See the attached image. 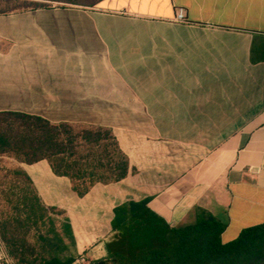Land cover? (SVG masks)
Masks as SVG:
<instances>
[{"label":"crops","instance_id":"crops-1","mask_svg":"<svg viewBox=\"0 0 264 264\" xmlns=\"http://www.w3.org/2000/svg\"><path fill=\"white\" fill-rule=\"evenodd\" d=\"M48 3L0 11V112L111 129L130 164L80 197L46 160L16 162L64 212L74 264L106 258L129 201L150 199L171 227L203 209L226 226L223 243L263 224L264 0Z\"/></svg>","mask_w":264,"mask_h":264},{"label":"trees","instance_id":"trees-1","mask_svg":"<svg viewBox=\"0 0 264 264\" xmlns=\"http://www.w3.org/2000/svg\"><path fill=\"white\" fill-rule=\"evenodd\" d=\"M13 1L21 5L9 11L45 8L48 2L95 7L103 0ZM3 155L26 164L46 160L55 175L70 179L80 197L95 184L119 182L130 172L129 159L111 129L52 124L17 112H0ZM11 174L27 186L17 199L14 216L0 219V236L12 264H74L75 239L67 219L60 231L52 226L46 235L30 241L33 228L44 224L49 213L64 217V212L42 203L21 168ZM149 203L150 199L129 201L114 209L107 256L94 264H264V223L243 229L235 240L223 243L226 226L209 212L197 209L192 224L171 227Z\"/></svg>","mask_w":264,"mask_h":264},{"label":"rangeland","instance_id":"rangeland-1","mask_svg":"<svg viewBox=\"0 0 264 264\" xmlns=\"http://www.w3.org/2000/svg\"><path fill=\"white\" fill-rule=\"evenodd\" d=\"M22 2V0H20ZM32 1V0H29ZM21 4L19 1L3 2L0 0V11L10 10L13 7H18ZM16 160L10 156H0V219L6 216H14V207L17 203L18 197H20L26 190L27 186L18 178L14 177L11 173L16 168ZM19 163V162H18ZM64 217L54 213H49L44 224H38L33 228L30 233V241L35 242L40 235H46L51 231L52 226H55V230L60 231L61 223ZM52 233L50 234V237ZM0 264H12L5 252L4 243L0 236Z\"/></svg>","mask_w":264,"mask_h":264},{"label":"built area","instance_id":"built-area-1","mask_svg":"<svg viewBox=\"0 0 264 264\" xmlns=\"http://www.w3.org/2000/svg\"><path fill=\"white\" fill-rule=\"evenodd\" d=\"M186 19V11L183 8H177L175 11V20L177 22H184ZM85 263L84 260H82Z\"/></svg>","mask_w":264,"mask_h":264}]
</instances>
